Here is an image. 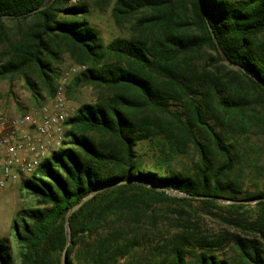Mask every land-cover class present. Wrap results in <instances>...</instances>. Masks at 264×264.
<instances>
[{"label": "trees", "instance_id": "1", "mask_svg": "<svg viewBox=\"0 0 264 264\" xmlns=\"http://www.w3.org/2000/svg\"><path fill=\"white\" fill-rule=\"evenodd\" d=\"M91 15L89 0H0V80L41 109L67 55L85 69L66 100L96 94L18 182L35 199L12 224L19 264H264V0H113L129 36L107 45Z\"/></svg>", "mask_w": 264, "mask_h": 264}, {"label": "rangeland", "instance_id": "2", "mask_svg": "<svg viewBox=\"0 0 264 264\" xmlns=\"http://www.w3.org/2000/svg\"><path fill=\"white\" fill-rule=\"evenodd\" d=\"M92 15L90 24L98 31L101 41L107 45L113 39L126 38L129 36V24H125L124 28H119L115 25L111 17V8L113 0H89ZM75 65L71 62L67 55L61 57L59 71L61 76L68 72ZM75 75L68 77V82L72 81ZM96 94L90 87H78L74 91V97L71 100H66L67 112L72 115L73 112L83 103H93ZM52 100L46 99L44 106L49 105ZM35 107V102L26 88L24 82L20 78L12 81L0 80V112L8 117L22 116L23 114L33 113L38 111ZM255 139V138H253ZM195 155L192 150L187 155H182L176 158L172 165L180 169L189 166L193 163ZM171 197H184L181 194L167 192ZM253 204V203H252ZM35 207V199L25 189L21 188L18 182L11 184L6 188H0V239H5L10 249V255L13 258V264H19L18 246L15 241V234L12 229L13 221L16 219V213L19 209ZM205 226L211 229L213 233L220 231H229L217 223L206 220ZM227 251V249L225 250ZM228 252H221L220 256Z\"/></svg>", "mask_w": 264, "mask_h": 264}, {"label": "built area", "instance_id": "3", "mask_svg": "<svg viewBox=\"0 0 264 264\" xmlns=\"http://www.w3.org/2000/svg\"><path fill=\"white\" fill-rule=\"evenodd\" d=\"M85 68L71 67L61 76L57 92L49 105L36 112L8 117L0 112V188L32 176L51 152L62 147L68 77Z\"/></svg>", "mask_w": 264, "mask_h": 264}, {"label": "water", "instance_id": "4", "mask_svg": "<svg viewBox=\"0 0 264 264\" xmlns=\"http://www.w3.org/2000/svg\"><path fill=\"white\" fill-rule=\"evenodd\" d=\"M39 10H40V9H39ZM39 10H37V11H39ZM37 11L32 12L31 14L36 13ZM208 27H209V26H208ZM209 30L211 31L210 28H209ZM212 36H213V34H212ZM226 63L229 64V65H231V66L234 67V68H239L238 66L233 65V64H231V63L228 62V61H226ZM169 192H170V191H169ZM91 196H92V195H90L88 198H90ZM83 202H84V201H83ZM83 202H81L80 204H78V205H76L75 207H73V208L71 209V211L69 212V214L76 212V211L81 207V205L83 204ZM225 203H227V202H225ZM65 232H66L67 240L69 241V226H68V223H67V222H66V224H65ZM63 256H64V257L66 256V250L64 251Z\"/></svg>", "mask_w": 264, "mask_h": 264}]
</instances>
